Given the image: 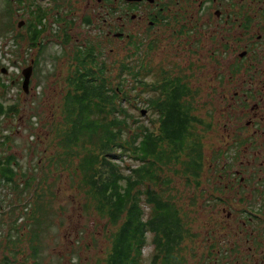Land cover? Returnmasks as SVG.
<instances>
[{"label": "flooded vegetation", "instance_id": "af4514ba", "mask_svg": "<svg viewBox=\"0 0 264 264\" xmlns=\"http://www.w3.org/2000/svg\"><path fill=\"white\" fill-rule=\"evenodd\" d=\"M6 17L1 74L24 39L33 71L44 38L53 69L93 43L137 74L151 140L190 166L171 187L180 264H264V0H6Z\"/></svg>", "mask_w": 264, "mask_h": 264}, {"label": "trees", "instance_id": "16d2710c", "mask_svg": "<svg viewBox=\"0 0 264 264\" xmlns=\"http://www.w3.org/2000/svg\"><path fill=\"white\" fill-rule=\"evenodd\" d=\"M2 34L3 27L0 38L6 37ZM95 45L75 46L72 69L59 78L51 125L37 135L38 142L25 143L29 154L39 155L37 162L22 164L17 139L0 132V234L5 216L13 219L9 231L16 233L0 238V249L3 240L14 248L21 242L16 228L20 212L27 215L24 223L33 224L29 247L37 256L44 244L39 234L52 219L48 215L65 199L90 220L103 221L109 247L94 264H144L142 251L148 244L158 250L155 257L148 256V264H180V256L171 253L179 248L181 235L171 187L190 166L167 155L166 144H154L148 126L139 124L144 118L134 96L139 95L137 74L119 61L108 63ZM10 86L1 82L0 93ZM4 101L0 94V126L6 120L8 130L7 119L17 110ZM56 209L63 213L60 204ZM13 256L17 260L18 252L13 250ZM9 259L4 257L3 264H11Z\"/></svg>", "mask_w": 264, "mask_h": 264}, {"label": "rangeland", "instance_id": "374dc122", "mask_svg": "<svg viewBox=\"0 0 264 264\" xmlns=\"http://www.w3.org/2000/svg\"><path fill=\"white\" fill-rule=\"evenodd\" d=\"M78 14L80 12H77ZM51 17V16H50ZM77 21V16L73 18ZM15 18V16H14ZM19 19H26V15L16 17L15 21ZM52 19V18H51ZM9 22L6 17V0H0V28L6 29V34H2L1 41H5L8 36L7 26ZM47 23H51L50 19L46 20ZM16 23V22H15ZM53 29L60 31V22H55ZM15 25V24H14ZM20 34L26 35L25 32L19 31ZM12 38V37H11ZM26 43V40H20L19 47L14 49L16 54L15 64L12 68H6V75L0 73V84L1 82L11 84L8 91H4L2 96L5 97L4 106L15 105L17 112L14 111V115L7 119L8 130L6 129V120L2 122L0 126V132L6 134L11 132L14 138L19 143V148L16 150V154L20 156L21 163L24 164L27 160L31 159L32 162H37L39 155L35 157L29 154L28 150L25 149V143H34L37 140V135H43L45 128L51 125L53 121L52 114L55 112V106L58 101L60 77L65 75V70L62 69L64 62V55L59 56L58 61H52L55 64L54 69L51 66V60L48 55L53 53L56 49L55 44L47 42L44 38L45 49L40 61H37V66L33 65V71L30 79L29 93L27 95L21 89L22 76L20 74L21 69L26 68L29 65V55L36 54V50H30L26 52V47L22 46ZM108 52V50H106ZM19 53L23 55V59L18 57ZM109 57L107 62L112 63L116 61V55L114 53H108ZM3 50L0 49V60L3 58ZM25 60V62H23ZM7 62V61H6ZM114 74V70L112 71ZM51 74V75H49ZM9 80H12L10 82ZM144 108V107H141ZM144 120L139 124H145L146 115L143 117ZM39 144H37L38 146ZM41 149V147H40ZM30 203V202H29ZM56 204H60L63 207V213L57 214V205L49 213L52 219H49L48 227L44 234H39L40 240L44 241L41 252L33 258L32 251L30 250L29 243H31V228L33 224L31 220L25 222L24 218L27 215H21L20 212L16 215L17 221V233L20 235V241L17 248L8 245V234L15 237L16 234L9 229L13 226L12 218L3 217L6 221V227L1 229L2 234L0 238H3L4 247L0 249V264H3L4 257H10L11 264H94L97 258L104 256L109 243L107 242L106 236L104 235V228L102 226L103 221L90 220L88 215L79 209V206L69 200L63 199V201H57ZM7 210V208H6ZM29 212V211H28ZM85 216H84V215ZM20 216V217H19ZM19 217V218H18ZM32 224V225H31ZM20 226V227H18ZM45 228V225H44ZM149 239V235L147 236ZM42 246V245H41ZM152 247L148 244L143 249V263L148 264V255L151 252ZM13 250L18 252L17 260H14ZM21 256H24L20 259ZM13 260V261H12Z\"/></svg>", "mask_w": 264, "mask_h": 264}, {"label": "water", "instance_id": "95a60500", "mask_svg": "<svg viewBox=\"0 0 264 264\" xmlns=\"http://www.w3.org/2000/svg\"><path fill=\"white\" fill-rule=\"evenodd\" d=\"M31 73H32V66H29L22 71L21 86H22V91L24 92L25 95L28 94V85L30 82ZM3 74H6L5 70L3 71Z\"/></svg>", "mask_w": 264, "mask_h": 264}, {"label": "built area", "instance_id": "2783aa9c", "mask_svg": "<svg viewBox=\"0 0 264 264\" xmlns=\"http://www.w3.org/2000/svg\"><path fill=\"white\" fill-rule=\"evenodd\" d=\"M1 40H0V49H2L3 50V52H4V50H6V42L4 43V47H3V45H1ZM4 65H6V60L4 61Z\"/></svg>", "mask_w": 264, "mask_h": 264}]
</instances>
